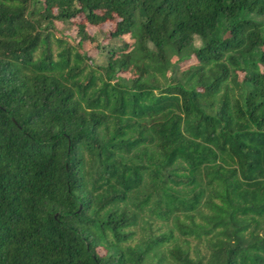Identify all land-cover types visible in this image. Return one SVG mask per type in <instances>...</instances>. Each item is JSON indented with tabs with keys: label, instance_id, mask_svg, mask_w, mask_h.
<instances>
[{
	"label": "trees",
	"instance_id": "1",
	"mask_svg": "<svg viewBox=\"0 0 264 264\" xmlns=\"http://www.w3.org/2000/svg\"><path fill=\"white\" fill-rule=\"evenodd\" d=\"M0 264H264V0H0Z\"/></svg>",
	"mask_w": 264,
	"mask_h": 264
},
{
	"label": "rangeland",
	"instance_id": "2",
	"mask_svg": "<svg viewBox=\"0 0 264 264\" xmlns=\"http://www.w3.org/2000/svg\"><path fill=\"white\" fill-rule=\"evenodd\" d=\"M104 26H106V24L104 25ZM68 28V27H67ZM70 32H71V30H69ZM91 31H93L92 30V28H91ZM100 38H101V36H100ZM123 43V41L121 40V39H118V38H115V39H111L110 40V45H121ZM195 44L196 45H199L200 44V41L199 40H195ZM106 59H107V56H106V53H105V51L103 52V53H99L96 57H95V61H96V63H98V64H105V62H106Z\"/></svg>",
	"mask_w": 264,
	"mask_h": 264
}]
</instances>
